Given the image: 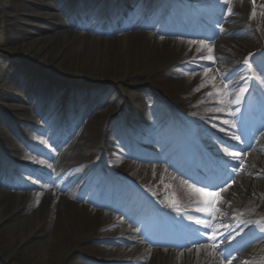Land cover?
I'll return each mask as SVG.
<instances>
[{
	"label": "rangeland",
	"instance_id": "1",
	"mask_svg": "<svg viewBox=\"0 0 264 264\" xmlns=\"http://www.w3.org/2000/svg\"><path fill=\"white\" fill-rule=\"evenodd\" d=\"M116 1L98 0V7L103 8L105 11L103 16L105 17V22L103 20L102 22L103 24L105 23V27L108 30L116 28L120 23V19H124L125 17V11L121 10L120 6H117L113 11ZM244 1L253 10L250 2L252 5H255V3L252 0ZM158 2L160 1L158 0ZM81 4L78 0L73 3L74 12L72 17L78 26L87 23ZM148 4H150V0L137 1L135 5L139 9L136 12V18L142 20ZM221 4L222 0H214L211 4L212 10H208V7L202 8L200 14L195 15L189 22H191L192 26H197V30L205 32H211L212 30L210 31L209 29L213 27H220L221 24L219 22L215 23L216 26L214 22L216 18L215 11L221 7ZM42 5L51 8L52 14H55L56 7H60V4L56 6L53 2H44L43 0H0V129L4 128L2 130L3 135L0 136V178L9 182L10 186H13V184L25 186V183L30 182L36 184L37 187H42L40 190L29 189L18 191L19 193H27V195L31 196L47 192L49 188L52 189L49 181H43L41 177L45 179L48 175L46 172L52 171L55 168L57 171L54 173V176L56 175L57 180L55 181V189L53 190L54 202L57 196H62L69 189H71V193L76 200L81 197L83 198L87 193L88 197L86 200L83 199L78 204L84 209L90 208L93 212L106 213V216L100 217L98 223H94L95 226L101 229L108 228V230H111L117 227L114 221L108 217H118V214L114 212V207H117L119 210L122 208L124 211L139 207L140 213L135 217L137 221L125 223L124 225L128 233L126 236L132 239V243L129 244L130 251L124 256L125 260H116L112 252L101 249V245H107L111 249L116 248L114 244L121 237L116 239L110 234L106 240L94 238L92 240L81 241V244L76 246L78 247V252L65 258L62 264H143L145 258H150L152 259V264H157L156 260L158 258L156 256L151 257L149 253L145 252L135 253L139 246L148 250L151 247L150 244L144 242L143 238L135 235V231L145 223L143 229L149 233L151 229L149 228L150 219L161 220L162 215L165 216V213L162 211L170 212L178 202L188 200V202L196 203V210L200 211L204 208L206 201V198L200 194L194 195L193 191L183 188V184L195 187L200 186L192 184L187 178H181L179 172L182 171L191 174L192 177H196L197 179L206 180L202 189L207 192H218L221 186L226 187L231 182L229 175L233 172V162L235 159L227 158V153L217 154L216 151L218 148H227L229 152L236 151L226 147V145H222L217 138H214L215 135L212 136L216 134L220 140L226 143L233 141L223 130L224 126H226L223 120L227 119L224 117L225 112L223 110L217 111V108L208 105L213 104V102L209 101L199 114L190 116L195 120L190 121L186 119L185 122L187 128H195L197 136L186 144L184 151L188 152L187 156H189L190 153L195 154L196 151H201L203 146L207 147L208 156L205 155L206 158L212 159L216 163L215 170L212 173L207 174L203 169H196L192 172L182 170V167L179 165L182 161L180 158L182 153L180 152L174 155L172 159L173 164H178L176 170L173 168V165L171 167L163 165L165 171L170 175V179L161 178L155 174L147 175V173L141 171L149 169L148 167L153 165L151 162L135 161V166L139 168H128L125 163L127 159H120L119 157V154H124L120 142L127 145L131 154L139 157L158 156L157 147L153 144L155 125L162 117L167 118L170 112L183 111L188 106L187 104L200 100L201 97L199 95L196 97L191 93L187 79L177 76L182 71L188 69L191 62L164 67L159 72L153 74L149 80L134 76L125 78V72L128 67L126 59L128 57L125 53L118 52V56L115 55L112 60L113 65L111 67L106 65L104 72L117 74L123 81L119 84L111 85L107 89L115 95L114 103L97 104L96 100L103 92L94 90L93 88L89 89L85 84L79 82L80 78L88 75H92V80L95 82L97 74L102 69L99 48L91 44H88L87 47L84 46L83 37L87 35L84 28V30L72 29L76 35L65 41L63 48L58 52L59 58L56 63L51 62L47 64L48 67L57 64L59 73L53 75L57 80L60 79L58 84L54 83V78L50 81L49 77L41 74L35 68V62L40 57L39 54L30 56L29 59L22 56V51L31 45L29 34L34 33L36 28L41 24L39 18L43 15V12L39 9V6ZM230 5L231 2H229L228 6ZM140 6H142L141 9ZM179 7L178 13H173L169 10L168 15H164L161 18L166 23L164 26L183 23L184 31L191 32V26L186 25L183 16L185 13H189L190 9L182 4ZM263 9L264 6L262 5L258 11H263ZM22 14L28 18L26 27L13 28V25L16 23L13 19ZM100 17L94 19L95 25L99 23ZM202 17H205L203 22L199 21V18L201 19ZM155 20L157 19L155 18ZM135 22L131 23L129 20H126L123 25H134ZM197 22L200 24H197ZM263 26L264 24L251 28L249 26L246 27L245 34L240 39V44L235 42L233 43V47L229 49L231 54L224 51L219 52L221 61L225 62V65L230 67L234 72L242 67V64L247 62V53L249 51L253 52L260 47H264L263 39L261 40L262 34L259 33V29L261 31L264 29ZM181 40L193 41L188 38H181ZM199 41L207 43L201 38H199ZM185 52L189 54L188 50ZM191 52L194 53L196 50L192 49ZM165 55L172 57L169 50H165ZM160 57V55L157 56L158 61ZM91 58H93V61ZM256 63H260L264 67V57H257ZM16 73L17 76L20 74L26 76L24 77V81L29 80L31 83L41 84L40 89L33 93V96H39L37 100L38 109L35 113L28 110L25 118H23V113H25L23 103H25L26 99L20 96V102L12 103L7 99L11 93L16 91V85L19 81ZM246 77L245 75L243 79L246 80ZM169 79H171L170 82H168ZM196 84L197 82L194 83V85ZM241 88L250 90L247 82H245L243 87L235 85L233 92L235 100ZM147 92L148 97L146 99L145 93ZM245 93L240 98L238 104L242 108L247 105L246 109L250 113L259 115L260 109L257 108V103L259 99L264 100V92L258 90V96L250 95L248 103L244 105L246 101ZM52 97H56V99L53 100L51 99ZM73 98H75L74 101H72ZM50 100L61 101L63 103L45 107V104ZM174 102L176 104L185 103L186 106L176 111L173 110L175 106L172 104ZM157 103L160 104L158 107L151 108L152 104L155 105ZM175 108H178V106ZM195 110L192 109V112H195ZM119 111H121V115L116 117ZM240 113L242 115L241 111ZM85 114L90 116L91 121L84 126L77 125V119ZM37 116L45 120V125L42 124ZM169 120L162 119L166 126L163 125L164 130L161 133V139L163 141L171 140L176 145L178 138L184 132H180V129L174 131ZM3 122L8 123L9 126L2 127ZM53 122L56 123L55 132L51 135L49 134L50 136L43 137L41 128H45L46 125ZM11 125L14 127L12 130L10 128ZM72 129H78L80 133L73 134L71 133ZM107 138L111 139L113 146H105ZM69 139H71V142L76 139L79 144L75 145L70 152H67L66 148H63V142L65 143ZM22 150L28 151L22 155ZM104 151L106 152L108 167L126 177L144 191L151 199L152 205L138 198L131 189L121 182L107 177L103 173L100 167V157ZM236 153H239L238 156L242 154L241 152ZM17 160L21 162V165H17ZM253 160L258 163L259 158L256 157ZM261 162L264 169V160H261ZM160 164L162 165L163 163L161 162ZM95 165L98 166L101 178L95 183L93 191L87 192V183L91 182V176L87 175V172ZM10 167L13 168L9 169ZM83 174H86L87 177L85 176L83 181L73 185L76 175ZM260 176H254L253 180L258 182V186L256 185L251 188V195L255 199L258 197L257 193L260 191V187L264 189V179ZM216 182H218L217 185ZM211 186L214 187L212 188ZM7 192H9L7 188L0 186V194ZM127 195H129L131 200L128 197V200L124 201V197ZM31 202L30 200L28 201V207ZM54 202L53 208L38 218V236L30 242H24L16 246L19 229L21 230L23 226L19 221L23 219L25 209L22 213L10 217L6 224L0 226V264H34L33 259L40 253H46V262L44 264H60V259L64 258L67 252L66 246L68 245L69 235L67 233L65 214L62 209L54 207ZM96 203L99 205L108 203L110 209L95 207ZM253 215L251 222L263 219L264 207L260 211L253 213ZM143 217L146 219L139 225ZM10 225H15L13 229L15 235L13 238L10 235ZM27 226L24 225V227ZM257 232L255 240L243 245L240 250L236 249L235 243L245 233H235L236 235H233L229 241L228 239L225 240V247L220 254L221 260L232 264H237L238 262L241 264H264V224L260 225ZM196 233L201 232L192 227L188 236L181 239L180 244L182 243L184 250L192 247V243L199 236ZM35 243H38L36 248L33 247V252L36 253L33 255L28 254L29 251L26 248L34 246ZM175 251L178 252L179 249ZM243 251L244 253H242ZM133 253L134 255H132ZM238 253L241 261L236 257Z\"/></svg>",
	"mask_w": 264,
	"mask_h": 264
},
{
	"label": "bare ground",
	"instance_id": "2",
	"mask_svg": "<svg viewBox=\"0 0 264 264\" xmlns=\"http://www.w3.org/2000/svg\"><path fill=\"white\" fill-rule=\"evenodd\" d=\"M43 1L53 2L56 6L60 4V7H56L55 14H52L51 8L46 7V5L39 7L43 12V15L39 18L41 24L36 28L34 33L29 34L31 45L29 48L22 51V56L29 59L30 56L39 54L40 57L35 62V68H37L41 74H45L49 77L50 81L54 78V83L58 84L60 79L57 80L53 75L59 73L57 64H53L50 67H48L47 64L51 62L56 63L59 58L58 52L63 48L65 41L76 35L72 29L82 30L84 28L87 32V35L83 37L84 46L87 47L88 44H91L99 48L102 69L97 74L95 82L92 80V75L80 78L79 82L85 84L89 89L93 88L94 90L103 92L98 99L96 98L97 104L114 103L115 95L107 89L110 88L111 85H116L123 81L117 74L114 75L104 72V67H106V65L108 67L113 65L112 60L115 55L118 56V52H123L128 57L126 59L128 67L125 72V78L134 76L149 80L153 74L159 72L164 67L191 62L188 69L182 71L177 76L187 79L191 93L196 97L199 95L201 97L200 100L192 104H187L188 106L184 108L183 111L170 112L167 118L162 117V119H166L167 121L170 119L169 123H171L172 129L176 131V129H182L184 127L186 119L190 121L195 120L190 116L199 114V112L205 108L206 103L209 101L213 102V104L208 105L223 110L225 112L224 117L227 118L225 120L231 121L235 125L234 127H230L228 124L224 123L226 126H224L223 130L230 136L231 140H233L231 143L223 142L224 145L242 154L235 158L233 162V172L229 175L231 182L228 186L224 187L226 189L225 191H218L219 197L214 207H210L205 201L204 208L198 211L196 210V203L183 200L176 203L170 212L162 211L166 214V226L153 222V229H151L149 233L144 230L143 227H139L138 230L135 231V235L151 244L152 249L148 250L139 246L135 253L145 252L149 253L151 257L156 256L158 258V260H156L157 264H232L230 262H223L220 257L221 251L225 247V240L228 239L229 241L232 236L237 233H245V235L235 243L236 249L240 250L243 245L255 240L254 238L257 237L258 234L257 230L261 224H264V219H261L258 226L249 228V223L254 216L253 213L260 211L261 208L264 207V189L262 187H260L256 199L251 195V188L258 183L253 180L254 176L257 175L258 177L261 175L260 177L264 179L263 163L261 162V160H264V100L259 99L257 103V108L260 109L259 115L250 113L247 110H245L244 115H241L239 112L241 109L240 105L234 102L235 98L233 94L235 85L243 87L247 81L253 82L250 95L258 96V90L264 92V67H262L260 63H256L257 56L254 54V52L259 51L264 53V47H260L253 52L249 51V53H247L249 64L243 63L242 67L235 72L231 70L230 67H227L225 62L221 61L219 52L224 51L231 54L229 49L233 47V43L235 42L240 44V39L245 34L246 27L249 26L251 28L264 24V9L263 11H258L259 7L262 5L264 6V0H252L255 3V5H252L250 2L253 10H251L249 4L246 5L244 0H222L221 7L215 11L216 18L214 22L215 26L217 22H219L221 26L209 29L210 31L212 30L211 32L193 29L192 33L184 32V30H182L184 27L182 23L178 25L171 24L170 26L161 25L160 21L163 24V19L161 18L164 17V15H168L169 10L173 13H178L180 8L179 5L181 4L189 8L193 14L200 13L204 7L211 8V4L214 0H159L160 2H158V0H150V4H148L142 20L136 18L137 15L135 11L137 6L135 4L138 0H117L113 11L117 6H120L121 10L125 11L124 18L131 23L133 21L136 22L134 25H123L122 21L124 19H121L119 25L111 30L106 29L105 23L103 24L102 22V20H105V17H103L105 11L103 8L98 7V0H78L82 3V12L87 21V23H84L82 26H78L72 17L74 12L73 3L76 0ZM229 2H231L230 6H228ZM101 15L102 17H100ZM114 15L118 16L116 14ZM184 16L185 21H189L191 15L184 14ZM99 17L101 19H99V23L95 25L94 19ZM155 18L157 20H155ZM27 20L28 18L24 14L17 16L13 19V21L16 22L13 28L18 29L20 26L27 25ZM259 33L262 34L261 40L263 39L264 43V29H262V31L259 29ZM181 38H189L196 41V43L182 41ZM199 38L205 40L207 43L204 44L208 47H201ZM209 47L212 49L211 52L208 51ZM192 49H195L196 52H191ZM165 50H169L172 57H170V55H165ZM186 50L189 51V54L185 52ZM158 55L161 56L159 61L157 59ZM209 57H211V59H209ZM92 59L93 58H91V60ZM246 69H248V77L244 80L243 77L245 75L247 76L245 73ZM17 77L19 81L16 85V91L11 93L7 99L10 103L20 102V96L26 99L25 103H23L25 107L23 118H25L28 110L36 112L38 109V96H33V93L40 89L41 84L31 83L29 80L24 81V77L26 76L21 74ZM170 81L171 79L168 80V82ZM195 82H197L196 85H194ZM225 85H227V87H225ZM147 97L148 92L145 93V98L147 99ZM51 99L54 100L56 97H52ZM158 105L160 104H152L151 108H156ZM172 105L175 107L178 106V108L173 107V110L176 111L186 106L185 103L176 104L175 102ZM192 109H196L195 112H192ZM227 113H232V115H228ZM38 119L45 125L44 119ZM162 119L158 121L153 130V144L157 147L158 156L139 157L131 154L127 145L120 142L124 154H119V157L120 159H127L125 163L128 168L137 167L135 166V161L151 162L153 165L148 167L149 169L141 171L147 173V175L155 174L161 178L165 177L170 179V175L165 171L163 165L171 167L173 165L172 159L174 155L181 151L188 141L197 136V133L195 132V128L191 127L185 132L188 134L189 140L181 135V137H179V143L176 145H174L171 140L163 141L161 139V133L164 130L163 125L165 124ZM90 121V116L85 114L77 119L76 123L77 125L84 126ZM8 126V123L3 122L2 127ZM55 126L56 123L53 122L46 125L45 128H42V136H48L45 133L54 130ZM10 128L12 130L14 127L11 125ZM3 129H0V136L3 135ZM71 133L78 134L80 130L72 129ZM214 135L218 139L216 134L212 136ZM234 135L240 137V140L237 141L233 139ZM70 140L71 139L67 140V142L65 141V143L63 142V148H66L67 152H70L75 145L79 144L76 139L72 142ZM105 146H113L111 139H106ZM27 151L28 150H22L21 154L24 155ZM216 153L223 154L226 152L224 149L218 148ZM256 157L259 158L258 163L253 160ZM227 158L233 159L229 155H227ZM200 160V167H202L207 174L215 170L216 163L212 159L207 160L201 156ZM161 162L163 163L162 165L160 164ZM56 171L57 170L53 168L52 171L49 170L46 172L48 175L45 179L41 177L43 181H49L50 185H52V189L49 188L47 192L37 193L31 196L27 195V193H19L18 191L29 189L40 190L42 187H37L36 184L30 182L25 183V186L14 184L10 186L9 182L0 178V186H4L9 190L7 193L0 194V226L6 224L10 217L22 213L24 209L26 210L25 213H23L24 220L22 219L19 221L23 226L21 230L19 229V235L17 234L16 246L24 242H30L38 236V218L48 213L49 210L53 208V190L55 189V181L57 180L54 173H56ZM87 175L91 176V182L87 183L86 188L87 192H91L93 191L95 183L101 178L98 166L95 165L87 172ZM87 175H76L73 180V185L83 181ZM192 182L204 186L206 180L196 179ZM217 184L218 182H216V185ZM182 186L186 190L189 189V191H193L194 195L200 194L196 189L202 188L189 184H183ZM211 187L213 188L214 186ZM87 197L88 194L86 193L83 198L81 197L82 199L76 200L71 193V189H69L62 196H57L55 199L54 207L62 209L65 214L67 233L69 235L67 241L68 245L66 246L67 252L64 258L62 257V259H60V264L64 263L65 258L78 252V247L76 246L81 244V241L92 240L94 238L97 240H106L107 236L110 234L116 239L121 237L114 244L116 248L111 249L107 245H101V249L112 252L116 260H125L124 256L130 251L129 244L132 243V239L126 236L128 233L124 225L125 223H134L137 221L135 217L140 213L139 207H135L129 211H124L122 208L119 210L117 207H114V212L118 214V217H108L110 220L114 221L117 227L111 230H108V228L101 229L95 226L94 223H98L100 217L106 216V213L93 212L90 208L84 209L78 204V202L83 201V199L86 200ZM128 197L129 195L125 196L124 201H127ZM207 199L210 198H206V200ZM29 200L32 202L28 207L27 203ZM95 207H101L107 210L110 209L108 203H103L101 205L96 203ZM196 217L200 220H207L211 226L206 228L197 225L194 222ZM145 219L146 218L143 217L139 224ZM24 225L28 226L24 227ZM14 227L15 225L9 226L11 238L15 235L13 232ZM192 227L198 229L202 235H199L195 239L191 249L184 250L180 241L183 237L188 236L189 230ZM213 233H215V240L210 242L209 237ZM149 238L153 242H151ZM212 243L216 244L215 249L212 248ZM36 245H38V243H35L32 247L26 248L29 251L28 254L33 255L36 253L33 252L34 248L37 247ZM175 248L179 249V251L176 252ZM242 253H244V251ZM45 254H37L33 259L34 264H44L46 262ZM132 255H134V253ZM236 257L241 261L239 253ZM143 264H152V259L145 258ZM237 264L241 263L238 262Z\"/></svg>",
	"mask_w": 264,
	"mask_h": 264
},
{
	"label": "snow or ice",
	"instance_id": "3",
	"mask_svg": "<svg viewBox=\"0 0 264 264\" xmlns=\"http://www.w3.org/2000/svg\"><path fill=\"white\" fill-rule=\"evenodd\" d=\"M190 43H196V41H190ZM200 45L201 47H208L207 45H205L203 43V41H200ZM208 51L211 52L212 49L209 47L208 48ZM209 59H211V57H209ZM225 87H227V85H225ZM247 89L246 88H241L240 91H239V94L237 95V98L236 100L234 101L235 103H239L240 101V98L244 95L245 91ZM217 111H221V109H217ZM228 115H232V113H227ZM223 123L225 124H228L230 127H234L235 125L231 122V121H228V120H225L223 121ZM233 139L239 141L240 140V137L238 136H233ZM224 151L229 155L231 156L233 159H235L239 153H236V152H229L227 148L224 149ZM226 189L221 186L220 187V191H225ZM196 191H198L200 193V195L202 197H205V198H210V199H207L206 200V203L210 206V207H214L215 203L217 202L218 200V197H219V192H207L205 191L204 189L202 188H199V189H196ZM195 223L197 225H201L202 227H210V223L207 221V220H200V219H196L195 220ZM196 235H202V233H196ZM215 240V233H213L210 237H209V241H214ZM212 248L215 249L216 248V244L215 243H212L211 244Z\"/></svg>",
	"mask_w": 264,
	"mask_h": 264
}]
</instances>
